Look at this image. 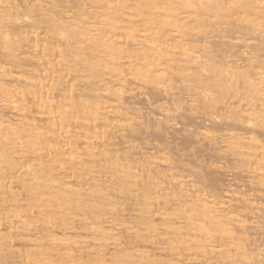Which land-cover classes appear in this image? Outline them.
Segmentation results:
<instances>
[{
  "label": "bare ground",
  "instance_id": "bare-ground-1",
  "mask_svg": "<svg viewBox=\"0 0 264 264\" xmlns=\"http://www.w3.org/2000/svg\"><path fill=\"white\" fill-rule=\"evenodd\" d=\"M0 264H264V0H0Z\"/></svg>",
  "mask_w": 264,
  "mask_h": 264
},
{
  "label": "rangeland",
  "instance_id": "rangeland-1",
  "mask_svg": "<svg viewBox=\"0 0 264 264\" xmlns=\"http://www.w3.org/2000/svg\"><path fill=\"white\" fill-rule=\"evenodd\" d=\"M174 97H175V101H181L185 96H184V94L181 93V94H175ZM137 103L139 104V100L137 101ZM138 104H137V105H138ZM139 106H140V105H139ZM188 115L191 116V118H192V116H193L192 114H188ZM188 115L183 116V118H182L181 121H183L184 123L190 124V119H189V116H188ZM169 140H170V139H169ZM172 143H173V141H172ZM172 143H171V144H172ZM179 147H182V145H181V146L179 145ZM179 147H178V148H179ZM127 205H128V204H126V203H121V204H120V206L123 207V208H126Z\"/></svg>",
  "mask_w": 264,
  "mask_h": 264
}]
</instances>
